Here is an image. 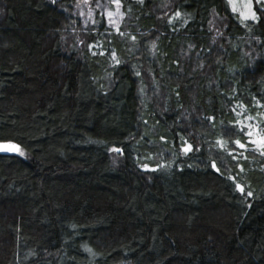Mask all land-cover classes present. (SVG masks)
Here are the masks:
<instances>
[{"label": "trees", "instance_id": "obj_1", "mask_svg": "<svg viewBox=\"0 0 264 264\" xmlns=\"http://www.w3.org/2000/svg\"><path fill=\"white\" fill-rule=\"evenodd\" d=\"M72 1L0 0V264H264L263 5Z\"/></svg>", "mask_w": 264, "mask_h": 264}, {"label": "rangeland", "instance_id": "obj_2", "mask_svg": "<svg viewBox=\"0 0 264 264\" xmlns=\"http://www.w3.org/2000/svg\"><path fill=\"white\" fill-rule=\"evenodd\" d=\"M231 8L236 12L242 20L253 19L252 15L254 12L253 2L255 0H228ZM264 7V0H257ZM107 2V1H106ZM73 13L79 21H81L82 26L87 25H97L95 19V13H101L105 16V21L107 24L111 25L113 28H118L121 23L125 21V15L121 8V3L117 0H111V7L107 3L100 1L101 5L91 4V0H73ZM111 13V15H109Z\"/></svg>", "mask_w": 264, "mask_h": 264}, {"label": "snow or ice", "instance_id": "obj_3", "mask_svg": "<svg viewBox=\"0 0 264 264\" xmlns=\"http://www.w3.org/2000/svg\"><path fill=\"white\" fill-rule=\"evenodd\" d=\"M117 2H118V0H117ZM109 15H111V13H109ZM177 15H179V13H177ZM252 18L255 19V14H254V13H253V15H252ZM247 135H248V136H251V135H253V133L249 132V133H247ZM250 142L253 143V144H259V145H261V146H264V136L259 137L258 140H252V141H250ZM236 143H237V144H240V142H239L238 140L236 141ZM0 147H2L3 150H5V151H19L18 147H16V146L3 145V146H0ZM191 147H192L191 145H188V146L184 149V151H185V152L190 151V150H191ZM240 147H244V145H243V144H240ZM115 151H120V150H119V149H115ZM212 166L215 167L214 164H213ZM237 188L239 189V191H240L241 193L244 192V189H243L240 185H237ZM247 195H248V196H252V193H251V192H248Z\"/></svg>", "mask_w": 264, "mask_h": 264}, {"label": "water", "instance_id": "obj_4", "mask_svg": "<svg viewBox=\"0 0 264 264\" xmlns=\"http://www.w3.org/2000/svg\"><path fill=\"white\" fill-rule=\"evenodd\" d=\"M3 145H11V146L18 147V145L12 141H0V146H3ZM18 149H19V147H18ZM0 153L1 154H15V153H17V151H5V150H3L2 147H0Z\"/></svg>", "mask_w": 264, "mask_h": 264}]
</instances>
